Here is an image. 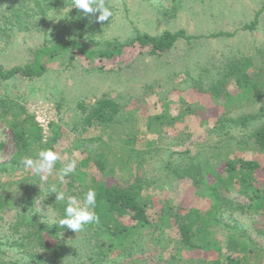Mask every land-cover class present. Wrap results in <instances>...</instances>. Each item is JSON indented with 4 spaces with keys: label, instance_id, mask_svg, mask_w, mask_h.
<instances>
[{
    "label": "rangeland",
    "instance_id": "374dc122",
    "mask_svg": "<svg viewBox=\"0 0 264 264\" xmlns=\"http://www.w3.org/2000/svg\"><path fill=\"white\" fill-rule=\"evenodd\" d=\"M112 4V18L95 35L103 47L107 42H127L137 33L159 36L164 31L184 30L191 38L179 39L160 55L135 44L110 58L96 54L88 58L78 52L71 58L74 48L63 46L56 55L39 57L47 63L41 77L0 81V99L24 105L41 126L45 141L52 136V123L58 124L59 168L76 161L71 173L74 188L68 189L67 180L60 187L65 197L76 196L82 206L81 190L92 176L106 186L132 185L137 178L144 184L142 196L149 202L150 223L133 236L125 253L107 246L101 249L99 244L105 239L93 237L92 231L91 240L84 237L86 224L71 234L47 232L50 245H62L60 264H96L93 261L101 258L104 264H226L228 254L242 256L237 246L241 241L248 244L252 261L259 255L264 264V212L248 209L251 199L239 181L222 189L230 202L218 216L220 224L206 232L210 245L195 248L179 243L180 227L195 210H204L207 201L199 197L194 179L181 175L189 165H221L223 172L228 160H255L261 167L254 172L253 183L264 185V153L252 137L264 125V10L257 17L264 0H112ZM256 17V27L245 29ZM220 32L230 34L214 36ZM46 37L53 35L32 30L17 33L8 47L0 42V64L8 68L33 61ZM246 62L245 73L263 85L250 99H243L234 77L226 79L223 96L210 92L214 83L227 76L230 64L241 69ZM102 97L119 103L116 122L85 128L79 104L90 105ZM238 119L247 122L242 125ZM16 150L12 131L1 123L0 163L9 162ZM100 154L106 175L91 160L82 164L88 155ZM23 169L0 177L4 184L0 193L15 204L22 193L18 181L27 176ZM56 171L53 168L47 180L38 175L40 186L47 189ZM214 179L210 176L206 182ZM36 207L49 222L58 220L49 204L37 202ZM16 208L1 213L4 236ZM163 208H169V225L162 224ZM107 225L115 227L117 222L106 217L93 229ZM202 242L201 237L194 241L196 245ZM3 249L0 264L23 259L14 248L4 245Z\"/></svg>",
    "mask_w": 264,
    "mask_h": 264
},
{
    "label": "trees",
    "instance_id": "16d2710c",
    "mask_svg": "<svg viewBox=\"0 0 264 264\" xmlns=\"http://www.w3.org/2000/svg\"><path fill=\"white\" fill-rule=\"evenodd\" d=\"M105 3L113 10L112 0H105ZM73 0H0V42L4 47H8L13 37L19 32H28L32 30L43 31L45 35L52 33L53 37H46L45 45L42 49L35 51V59L24 65H14L4 67L0 64V81H7L16 77H25L34 79L41 77L47 71V63L40 61L41 55H56L59 48L72 46L74 58L76 52L90 58L93 55L110 58L122 54L123 50L135 44L140 47L148 48L151 55H160L172 49L179 39H190L191 37L184 31H164L159 36L149 33H137L135 37L127 42H107L105 47L96 40V32L101 30V25L107 21L99 22L95 14H84L81 10L73 8ZM264 10V5L257 12V17ZM256 19L244 26L245 29H254L258 23ZM112 16L108 19L110 20ZM47 26V28H44ZM230 33L220 32L214 34L228 35ZM249 63H244L240 69L235 64L228 66L227 76L214 83L211 87V93L215 96H223L226 88V79L235 78V83L241 88L243 99H250L252 92L262 88L259 82L250 79L245 73V67ZM85 113L83 125L85 128L95 123L109 124L116 122L121 107L114 99L102 97L98 98L93 104H79ZM242 125L246 124V119H238ZM4 123L13 133V140L17 150L7 163H0V177L11 176L17 168H24L27 173L23 179H18L19 187L22 190L19 200L10 201L4 193H0V223L2 221L1 213L8 209H15L14 221L9 223V232L4 236L0 228V262L4 260V245L14 248L22 253L23 259L12 262L13 264H60L63 261V249L60 243L50 245L47 241V232L66 234L74 233V230L67 227L61 228L58 220L63 215L64 207L67 205L65 200H56L55 193H49L47 190L50 185L55 184L57 191L61 192L60 187L67 180V187L71 191L74 188V176L69 174L62 181L58 178L60 166L59 159L56 161L54 168L56 179L47 183L48 188L41 187V180L33 170L26 169L21 163V157L30 156L36 158L41 149L51 148L56 151L55 144L60 138V128L57 123H52V136L45 141L43 138L42 128L36 121L34 115L29 113L24 105L10 101L9 99H0V124ZM254 142L264 153V125L257 128L252 135ZM57 152V151H56ZM103 156L88 157L82 164H87L90 160L100 170L103 175L107 174L105 159ZM261 167L260 163L255 160H228L225 162L223 172L220 171L221 165L201 166L189 165L183 177L189 176L194 180V186L197 188L199 197L207 200L202 209L193 210L194 216L188 217L186 224L180 227L179 243L189 244L192 247L209 246L210 239L206 232L212 227L220 224L218 216L223 207L229 204V200L222 195V189L229 187L234 181H239L244 185V192L251 199L248 209L256 212H264V185L255 186L253 181L255 171ZM210 176H214V182H206ZM91 183L84 185L81 194L86 193L88 189H94L96 192V205L94 211L99 216V221L108 218L116 221L117 226L106 227L99 226L93 229L96 223H89L85 229L84 237H88L92 231L93 237H104L99 247L104 249L107 246L110 249H120L125 253L133 243L132 238L137 232L145 228L150 219L147 213L149 202L143 198L142 190L144 184L141 178H137L134 184L128 186H106L101 185L96 177L90 178ZM1 186L2 184L0 182ZM46 197V198H45ZM37 202L49 204L53 210L58 213V220L49 222L44 219L37 209ZM244 208V207H243ZM169 208L162 209V224L169 225L167 218ZM241 209V208H240ZM192 211V212H193ZM191 213V212H190ZM91 236V237H92ZM91 237H88L90 239ZM201 237L202 245L195 244L194 241ZM196 238V239H195ZM91 240V239H90ZM159 240V239H158ZM238 251L242 253L239 258L235 254H228L226 264H262L260 256L252 261L251 251L247 243H237ZM93 259L91 255L89 257ZM96 264H104L102 258L93 261ZM82 264H86L84 261Z\"/></svg>",
    "mask_w": 264,
    "mask_h": 264
},
{
    "label": "clouds",
    "instance_id": "9594fccd",
    "mask_svg": "<svg viewBox=\"0 0 264 264\" xmlns=\"http://www.w3.org/2000/svg\"><path fill=\"white\" fill-rule=\"evenodd\" d=\"M73 5V8L81 10L84 14L99 12L97 16L99 22L108 21L113 15L110 7L106 5L105 0H73ZM59 158L58 152L53 151L51 148H47L41 149L35 159L30 156L21 157V163L26 169H33L37 175L41 176L42 180H47V176L51 175L55 163ZM75 169L76 161L73 160L59 169L58 178L62 181L70 173H73ZM49 193H55L56 200H65L64 193L58 192L55 184L49 186L46 197ZM95 205L96 192L94 189L90 188L84 193L82 206L79 204L76 196H68L63 215L58 220L59 226L61 228L67 227L68 229L78 232L82 230L86 224L99 223V216L94 211Z\"/></svg>",
    "mask_w": 264,
    "mask_h": 264
},
{
    "label": "built area",
    "instance_id": "2783aa9c",
    "mask_svg": "<svg viewBox=\"0 0 264 264\" xmlns=\"http://www.w3.org/2000/svg\"><path fill=\"white\" fill-rule=\"evenodd\" d=\"M41 125H42L43 127H46L45 123H42Z\"/></svg>",
    "mask_w": 264,
    "mask_h": 264
}]
</instances>
